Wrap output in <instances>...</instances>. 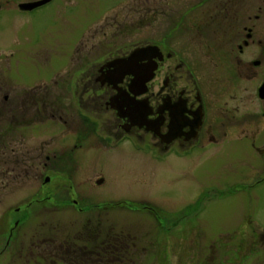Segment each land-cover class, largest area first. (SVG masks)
<instances>
[{"label":"rangeland","instance_id":"rangeland-1","mask_svg":"<svg viewBox=\"0 0 264 264\" xmlns=\"http://www.w3.org/2000/svg\"><path fill=\"white\" fill-rule=\"evenodd\" d=\"M37 1L42 0H14L0 21V86L12 83L16 92L14 107L1 110L0 117V133L9 132L1 134L9 163L0 168V264H104L84 254L102 226L128 250L126 257L105 264H264V182L258 183L264 126H255L228 149L185 157L151 148L150 136L144 142L107 136L101 123L108 114L85 137V114L76 105L62 104L63 124L11 120L13 113L24 112L19 102L30 86L51 87L55 80L67 86L80 78L78 66L87 55L98 61L117 49L158 42L175 28L173 22L182 27L189 6L203 4L194 16L219 33L201 37L203 42L211 39L223 47L229 37L222 28L226 11L237 12L238 37L245 36L244 26L253 25L264 38V0H237L232 10L218 9L220 20L214 15L213 21L212 6L230 0H53L32 12L19 11V3ZM175 42L181 46L183 37ZM253 53L257 58V47ZM251 97L241 107L251 104L261 111L257 96ZM30 113L37 114V108ZM56 149L64 160L61 175L39 165ZM47 176L51 182L44 184ZM99 179L104 181L98 184ZM57 187L74 194L64 200H78L92 211L79 212L72 201L61 211L50 204L28 207L42 197L32 195ZM18 208L23 212L15 213ZM25 212L29 216L17 226Z\"/></svg>","mask_w":264,"mask_h":264},{"label":"flooded vegetation","instance_id":"flooded-vegetation-1","mask_svg":"<svg viewBox=\"0 0 264 264\" xmlns=\"http://www.w3.org/2000/svg\"><path fill=\"white\" fill-rule=\"evenodd\" d=\"M236 2L237 0H230V2L215 3L213 9H210L213 13L210 15L211 20L213 21L214 15L220 20L217 10L220 8L232 10ZM13 4L14 0H5L0 4V21L3 20L2 14L9 13L11 9L8 8ZM20 4L23 3L18 4L19 11L22 12H32L45 6L24 11L20 8ZM200 7L204 5L199 3L189 6L181 17L182 27L173 22L175 28L172 26L158 42L142 47L136 46L132 50L117 49L104 54L98 61L87 55L86 62L78 66L81 67L78 71L81 73L80 78H72L67 86L57 80L51 87L45 84L30 86L19 102L24 105V112L13 113L11 120H19L17 117L21 116L20 120L26 126L35 121L42 123L48 120H58L63 124L62 104L65 103L79 106L85 114L83 121L88 120L98 124L104 114H108V118L101 123L102 130L107 136L118 140L131 137L139 142H144L145 136H150L153 140L151 148L162 153L176 155L179 153L181 156L190 157L197 153L232 147L235 141L242 139L240 136L247 137L255 126H264L262 124L264 108L256 112L251 104L246 106L245 110L240 105L245 99L257 96L259 104L264 106V91L262 92L264 72L261 73L263 78L258 85L256 87L254 85L255 77L264 69V38L256 36L253 25L244 26L245 36L238 37L237 12L235 16H229L226 11L221 16L223 12L221 11L220 16L224 18L223 20H228L222 28L224 30L227 28L226 36L229 37L225 39L222 48H218L217 43L211 39L203 42L201 37L206 38L211 33L217 37L219 33L215 25L211 26L204 22L203 18L194 16V14L199 15ZM249 19L252 20V17L249 16ZM2 24L0 23V26ZM180 36L183 37L181 46L175 42L176 37ZM88 42L83 44L82 50L86 48ZM155 46L158 48L145 50L138 55L134 68L125 69V72H133V70L136 72L123 77L120 75L124 72V68L116 64L118 61L121 62L141 48ZM254 47H257V58L253 53ZM77 51L79 52V49ZM55 67L60 69L62 66ZM146 78L151 79L145 85H139L138 80ZM9 84L5 87L0 86L1 91L7 89V92L0 95V117L3 115L1 110L6 109L7 106L14 107L16 92L11 86L12 83ZM142 92L144 94L139 95ZM28 103L31 104L29 108H27ZM34 108H37L38 113L33 115L30 110ZM259 115L263 117L262 120L256 118ZM89 125L90 123L85 126V137L89 132H95ZM2 133L9 132L4 130ZM2 133H0V168L1 165L9 163L5 151L1 149L2 146L6 147ZM125 141L130 140L127 138ZM261 143L264 144V140ZM40 158L41 154L37 159ZM63 163V156L59 149H56L52 156L46 155L45 160L39 165L43 166L46 173L54 172L56 175H61ZM5 173L8 174L9 170ZM47 178L49 182H46ZM50 182L51 177L47 176L44 184ZM261 182H264V172L258 183ZM32 196L42 197L31 201L28 207L50 204L57 208V211H61L65 208L62 207L63 204L72 201V205L79 212L92 211L88 209L90 207H80L78 200H64L62 196H74V194L63 192L61 187H57L53 192L42 191ZM20 212H23L22 208L15 210V213ZM22 215V219L15 221L17 226L29 216L27 212ZM107 229L109 228L106 226L95 229L94 243L101 252L95 250V246L90 249V257L103 263L109 262L110 231ZM99 237L102 240L98 242Z\"/></svg>","mask_w":264,"mask_h":264},{"label":"water","instance_id":"water-1","mask_svg":"<svg viewBox=\"0 0 264 264\" xmlns=\"http://www.w3.org/2000/svg\"><path fill=\"white\" fill-rule=\"evenodd\" d=\"M53 0H42L39 2H33V3H23L20 4V8L24 11H32L40 6L46 5L50 2H52ZM153 48H158L157 46L155 47H146V48H141L137 51H134L128 58L123 59L120 61H118L116 64L119 65L120 67L124 68V72L121 73L120 75L125 76L126 74H132L133 72H136V70H133V72H125V69H127L128 67H132L134 68V64H135V60L138 57V55L141 54V52H144L145 50H149V49H153ZM151 78H146L145 80H138V82H140L139 85L143 84L145 85L146 82H148ZM264 91V86L262 88V92ZM144 94V92L139 93V95ZM264 98V97H263ZM104 180L101 179L98 181V184H101ZM46 182H49V178L46 179Z\"/></svg>","mask_w":264,"mask_h":264},{"label":"trees","instance_id":"trees-1","mask_svg":"<svg viewBox=\"0 0 264 264\" xmlns=\"http://www.w3.org/2000/svg\"><path fill=\"white\" fill-rule=\"evenodd\" d=\"M89 123H90L89 127L92 128L93 131H95L96 127H97V123L96 122H89L88 120L83 121L84 126H88ZM88 209H91V208H88ZM92 245H93V247L95 246L94 247L95 250L101 252L100 249L98 250L96 248L97 246L95 243ZM98 245H100V247H101V244L98 243ZM82 249H87V248H82ZM84 254L87 256H90L91 255L90 249L88 251H84ZM127 255H128V250L123 247V242H120L119 239H117L115 235L111 234L110 240H109V262L111 263V262H113L114 259L122 258L123 256L126 257ZM82 258H85V257H82ZM101 259H102V257H101ZM94 261H96V260H94Z\"/></svg>","mask_w":264,"mask_h":264}]
</instances>
